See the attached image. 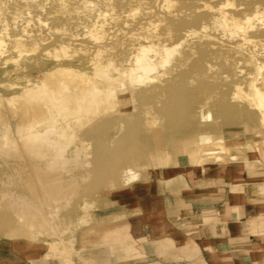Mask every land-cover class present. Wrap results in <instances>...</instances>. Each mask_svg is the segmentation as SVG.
I'll list each match as a JSON object with an SVG mask.
<instances>
[{"label": "bare ground", "instance_id": "1", "mask_svg": "<svg viewBox=\"0 0 264 264\" xmlns=\"http://www.w3.org/2000/svg\"><path fill=\"white\" fill-rule=\"evenodd\" d=\"M192 125L196 150L264 130V0H0V264H19L11 238L38 237L45 251L29 244L20 264H76L96 202L124 217L101 191L130 165L165 167L167 141L184 155ZM107 236L96 251L139 254L131 234Z\"/></svg>", "mask_w": 264, "mask_h": 264}, {"label": "crops", "instance_id": "2", "mask_svg": "<svg viewBox=\"0 0 264 264\" xmlns=\"http://www.w3.org/2000/svg\"><path fill=\"white\" fill-rule=\"evenodd\" d=\"M247 159L191 165L183 157L134 185L136 175H124L121 182L133 187L121 204L135 213L129 219L139 254L107 264H264V157ZM93 258L107 259L100 251Z\"/></svg>", "mask_w": 264, "mask_h": 264}, {"label": "rangeland", "instance_id": "3", "mask_svg": "<svg viewBox=\"0 0 264 264\" xmlns=\"http://www.w3.org/2000/svg\"><path fill=\"white\" fill-rule=\"evenodd\" d=\"M253 120L254 123H256V120L252 117L251 118ZM204 126L198 125V126H193L190 128V131H188L185 134V140H188L186 142L187 146H185V148L181 145V144H177V150L182 151V154L185 153H192V158H187V156L185 155H180L179 157H173L171 150L173 149L172 145H175L173 142H168V149H164L163 151H160V149L158 150L160 153L163 154V159L167 160L166 161V165L167 166H172L174 164H176V162L180 159V158H185L191 165H203L206 162H210V161H215V162H222V163H228V162H239V161H243L242 159L245 158V156L247 157V154H251L253 153V150L255 149L257 143H259V145L261 146L260 149H264V130L261 133H254L253 131H247L245 129H242L240 127H230V128H224L222 130V133L224 136H226V143L228 146V150L224 151L223 147H220L218 145H215L214 147L208 146V145H202L199 144L198 146V150H196V146L194 143L192 142L190 144H188V142L190 140H193L195 137H198L200 135V132L203 129ZM237 130V131H236ZM234 131L238 132L235 136H237L236 138H234L232 135V133H235ZM232 134V135H229ZM207 134L202 133L201 135V141L205 142L208 141V135ZM230 138V139H229ZM173 143V144H172ZM182 143V141H181ZM250 144V148L247 147L246 144ZM183 144V143H182ZM182 146V147H181ZM181 153V152H180ZM237 154L236 158L231 160L230 158H232V156L230 154ZM129 152L127 151L124 155H128ZM209 154V155H207ZM220 155V161L215 160V155ZM258 154V153H257ZM122 155V154H121ZM245 155V156H244ZM116 157V155H114ZM130 156V155H128ZM261 156V155H258ZM257 156V157H258ZM205 157H209V158H205ZM256 157V158H257ZM264 157V155H263ZM162 159V161H163ZM226 161V162H225ZM154 163V161L152 162ZM151 162H148L147 165H150ZM163 164V162H162ZM165 165V163H164ZM165 165V167H167ZM156 169V168H155ZM154 168H152L151 166H149L147 169H145L143 172L138 171L139 167L137 165H130L129 167V171L128 172H132L131 175L128 176H133L136 175L133 179H131V181H129L130 185H134V182L137 181H141L144 176L147 173H151L155 170ZM142 171V170H141ZM145 174V175H144ZM146 177V176H145ZM133 187V186H132ZM129 186H124L123 188H119V189H107V190H102L100 193V196H102L104 199L105 197H110L112 200L116 199L115 197L118 195L119 196V210H121V212H125V215H127L128 217L123 218V219H118L115 217V219L111 216H108L107 213L111 211L112 206L107 202L108 200H106L107 203V207H101V205L96 202V204H94V208H92L90 210L91 213V217L89 220L90 223H87L85 225V230L90 228L91 230L97 228V231L94 232L88 236L84 235L82 238L77 237V238H72L73 241V246L76 249H79L81 252L77 255V256H73L74 257V261L76 264H85L83 263L84 260L85 261H89L90 264H96L95 263V259L93 258L94 256V252L96 251V247L97 245H100V247H104L106 244H111V243H118L117 241H115V239H113L111 241V238H109L107 235L108 233H117L119 234V236L121 234L124 233L127 234H131L133 236L132 233V225L130 223V216L133 218V216L135 215L134 212H129L128 206H123L121 203L125 202V199H123L121 197V193L128 190V188H132ZM120 193V194H119ZM114 201V200H113ZM117 210V211H119ZM139 212H137L138 214ZM104 223H103V222ZM116 221V222H114ZM103 224H102V223ZM108 222V223H107ZM110 222V223H109ZM107 223V224H106ZM103 225V226H102ZM117 225V226H116ZM105 226V227H104ZM112 226V227H111ZM67 237V236H66ZM48 238L45 237H38L36 241L34 242H30L27 239H17L18 241H15V239L11 238L9 240V247H8V251L10 252V254L12 255L13 258L19 259V264L22 263L23 261H28L26 259L25 254H23L24 251H27V247L29 244L35 243L39 246L41 253H43L45 251V241ZM115 245V244H113ZM99 247V248H100ZM8 252V253H9ZM3 253V252H1ZM103 254L105 257H111L109 255V253L104 250ZM118 253H116L114 256L117 259ZM2 256H0V261H7L8 257L4 256V259L1 258ZM80 257L82 258L80 260ZM15 259V260H16ZM83 260V261H82ZM1 261V262H2ZM8 262V261H7ZM9 264V263H7ZM55 264V263H53Z\"/></svg>", "mask_w": 264, "mask_h": 264}]
</instances>
